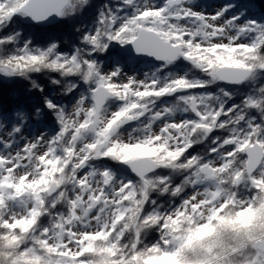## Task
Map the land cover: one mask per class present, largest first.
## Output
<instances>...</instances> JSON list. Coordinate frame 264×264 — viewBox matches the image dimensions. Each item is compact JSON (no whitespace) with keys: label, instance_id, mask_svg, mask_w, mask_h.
<instances>
[{"label":"snow or ice","instance_id":"obj_1","mask_svg":"<svg viewBox=\"0 0 264 264\" xmlns=\"http://www.w3.org/2000/svg\"><path fill=\"white\" fill-rule=\"evenodd\" d=\"M0 264H264V3L0 0Z\"/></svg>","mask_w":264,"mask_h":264},{"label":"rangeland","instance_id":"obj_2","mask_svg":"<svg viewBox=\"0 0 264 264\" xmlns=\"http://www.w3.org/2000/svg\"><path fill=\"white\" fill-rule=\"evenodd\" d=\"M204 2L208 4H215L218 2V0H204ZM241 2H247V0H241Z\"/></svg>","mask_w":264,"mask_h":264},{"label":"trees","instance_id":"obj_3","mask_svg":"<svg viewBox=\"0 0 264 264\" xmlns=\"http://www.w3.org/2000/svg\"><path fill=\"white\" fill-rule=\"evenodd\" d=\"M256 2H257L258 4H260V3H264V0H256ZM6 90H7V88H6Z\"/></svg>","mask_w":264,"mask_h":264}]
</instances>
